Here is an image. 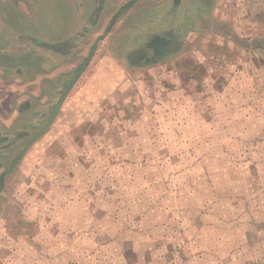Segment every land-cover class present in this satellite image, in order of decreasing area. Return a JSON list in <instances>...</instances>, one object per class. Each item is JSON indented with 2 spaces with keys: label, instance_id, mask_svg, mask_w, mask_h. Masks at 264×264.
<instances>
[{
  "label": "rangeland",
  "instance_id": "374dc122",
  "mask_svg": "<svg viewBox=\"0 0 264 264\" xmlns=\"http://www.w3.org/2000/svg\"><path fill=\"white\" fill-rule=\"evenodd\" d=\"M0 14V264H264V0Z\"/></svg>",
  "mask_w": 264,
  "mask_h": 264
},
{
  "label": "water",
  "instance_id": "95a60500",
  "mask_svg": "<svg viewBox=\"0 0 264 264\" xmlns=\"http://www.w3.org/2000/svg\"><path fill=\"white\" fill-rule=\"evenodd\" d=\"M104 37H105L104 35H101L94 42V44H93V46H92V48H91V50L89 52V55L82 62V64L78 67L75 75L72 77V79L66 85V87H65L64 91L62 92L61 96L59 97L57 103L53 107L47 122L44 124V126L39 131H37L33 136H31L29 138V140L24 145L23 149L14 158V160L11 163V165L6 169V171L11 170L16 165L18 160L22 157V155L29 149V147L51 127V125L53 124V122L55 120V117L57 116V114H58L63 102L65 101V99L68 96L69 92L71 91V89L73 88L75 83L78 81V79L80 78L82 73L85 71V69L90 64L93 56L95 55V52L97 50V47H98V44H99L100 40L103 39ZM158 42H159V44H161V46L163 48V52L162 53H164V54L168 53L169 50H170V47H171V41L164 37V38L159 39Z\"/></svg>",
  "mask_w": 264,
  "mask_h": 264
},
{
  "label": "crops",
  "instance_id": "0c3cea01",
  "mask_svg": "<svg viewBox=\"0 0 264 264\" xmlns=\"http://www.w3.org/2000/svg\"><path fill=\"white\" fill-rule=\"evenodd\" d=\"M11 1V0H10ZM26 1V0H25ZM19 11H22V9L20 10V9H18ZM18 11V12H19ZM23 12V15H24V17L25 18H28V14H27V11H22ZM1 14H0V20H1ZM1 22V21H0ZM2 32V25L0 24V33ZM30 32V35H31V40L33 41V42H35L36 43V46H38V47H47V43H45V42H40L38 39H36V38H34L32 35L35 33V31H33V29L32 30H30L29 31ZM167 38L166 36H162V37H160V38H158L157 40H156V42H155V47L156 48H160V49H163L162 48V46H161V44H159V42H158V40L159 39H161V38ZM168 39V38H167ZM170 40V39H169ZM171 41V40H170ZM47 44V45H46ZM57 47H58V45H56ZM172 46H173V42L171 41V47H170V50H171V48H172ZM59 48V47H58ZM36 50L37 49H24V56L25 55H27V54H34V57H36L38 60H40V58H42V57H45L43 54H45V52L43 51V49H39L37 52H36ZM42 50V53L41 54H39L38 55V53H39V51H41ZM169 50V51H170ZM58 51L59 50H56V52L55 53H58ZM23 52V51H22ZM162 52H163V50H162ZM164 54V53H163ZM22 56H23V54H21ZM35 58V59H36ZM0 60H1V57H0ZM3 63H4V61H3ZM39 76V75H38ZM37 76V77H38ZM36 81L38 80L37 78L35 79ZM3 108L1 109V112H3L4 114H9V111H10V106H9V104L8 103H6L5 105H3L2 106ZM1 120V119H0ZM2 124H5V126H8V128H10V125L11 124H15V116L13 115V117H11V116H8V117H6V118H3V121H2Z\"/></svg>",
  "mask_w": 264,
  "mask_h": 264
},
{
  "label": "flooded vegetation",
  "instance_id": "af4514ba",
  "mask_svg": "<svg viewBox=\"0 0 264 264\" xmlns=\"http://www.w3.org/2000/svg\"><path fill=\"white\" fill-rule=\"evenodd\" d=\"M171 50H172V48H171ZM171 50H170V51H171ZM168 53H169V52H168ZM168 53H165L164 55H166V54H168Z\"/></svg>",
  "mask_w": 264,
  "mask_h": 264
}]
</instances>
